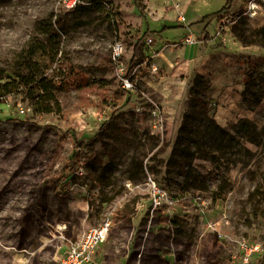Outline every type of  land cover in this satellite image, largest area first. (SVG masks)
Instances as JSON below:
<instances>
[{
    "label": "rangeland",
    "instance_id": "obj_1",
    "mask_svg": "<svg viewBox=\"0 0 264 264\" xmlns=\"http://www.w3.org/2000/svg\"><path fill=\"white\" fill-rule=\"evenodd\" d=\"M57 1L0 0V83L35 77L49 84L58 102L22 90L0 92L11 104L0 112V264H59L107 217L111 233L92 264H246L242 242L264 248L263 149L244 143L242 152L221 161L197 157L191 173L205 178V190H183L187 174H167L165 165L197 74L210 82L201 96L223 128L231 131L247 118L264 129V42L255 41L264 25L245 18L231 25L200 23L227 0H97L104 9L62 15L66 29L56 47L35 27ZM187 34L193 35L191 46L182 43ZM117 40L125 44L128 68L137 47L141 64L130 78L137 92L124 90L113 70ZM151 101L166 117L163 133L152 129L148 112L135 111L136 103L149 108ZM18 106L28 112L20 114ZM47 107L52 113L41 111ZM133 159L144 171L134 184L152 176L180 200L172 212L155 216L146 240L149 196L126 188ZM110 162L117 170L113 184L104 186L95 178ZM80 168L84 176L75 175ZM248 264H264V251Z\"/></svg>",
    "mask_w": 264,
    "mask_h": 264
},
{
    "label": "trees",
    "instance_id": "obj_2",
    "mask_svg": "<svg viewBox=\"0 0 264 264\" xmlns=\"http://www.w3.org/2000/svg\"><path fill=\"white\" fill-rule=\"evenodd\" d=\"M238 0H227L225 6L215 14L204 17L200 23H207V26L214 19L221 18L225 13H229L235 6ZM92 6L81 7L77 9L79 12L88 10L90 8L104 9V5L97 0L93 1ZM76 10V11H77ZM207 26L205 29H207ZM166 28V27H164ZM66 26L63 17L60 16L55 23H53V13L41 20L35 27V32L44 36L47 45L56 47L59 46L58 37L65 31ZM256 40L264 42V26H262L256 33ZM209 34L206 35L205 41H208ZM254 43V42H251ZM137 47L134 50V55L129 63L128 76H130L138 64L137 61ZM2 78H0L1 80ZM189 92L191 96L190 109L185 112L180 128L177 133L176 140L173 145L172 154L166 162V172H177L181 175L187 174L184 178L183 190L198 189L205 190V178L201 174H192L194 161L197 157L211 162L224 160L227 154L240 153L244 149V143L261 147L264 151L263 134L264 129H259L258 125L247 118L241 119L238 124L233 126L232 130L223 128L211 114L207 102L201 96L203 91L210 86L209 80L202 75H195L189 84ZM17 90H22L30 98L44 100L48 96L50 101L55 102V96L52 94L49 84L44 80L39 81L35 77H25L16 75V78L11 79L10 82L0 83V92L9 95ZM43 93V94H41ZM41 94V95H40ZM40 95V96H39ZM254 97V103L258 106L261 100L258 96ZM58 102H55L57 104ZM40 104V102H37ZM44 113L50 114L53 109L50 107L41 110ZM36 113H39L37 108ZM2 113V112H1ZM113 112L110 119H108L100 128L103 130L109 121L114 119ZM25 115V114H24ZM78 143V141H77ZM128 181L137 183L142 181L144 176L143 162L139 159H133L130 165ZM117 170V165L114 162L105 164L96 175V182L104 186H111L112 176ZM108 175V177H107ZM172 225L178 230L179 221L177 218L172 219Z\"/></svg>",
    "mask_w": 264,
    "mask_h": 264
},
{
    "label": "built area",
    "instance_id": "obj_3",
    "mask_svg": "<svg viewBox=\"0 0 264 264\" xmlns=\"http://www.w3.org/2000/svg\"><path fill=\"white\" fill-rule=\"evenodd\" d=\"M238 5L233 8L229 13H225L221 18L217 20L218 23L223 25H231L233 23L237 24L240 22L241 18H245L248 21H256L264 25V0H238ZM93 2L91 0H58L57 8L53 11V23L62 16L63 14H69L75 12L77 9L81 7L90 6ZM178 20L184 23L185 17L183 15L178 17ZM233 20V21H232ZM148 43H152L153 39L150 38L147 40ZM183 45H193L195 43L193 35L187 34L183 40ZM125 56V44L121 40L115 41L112 51H111V64L113 66V70L118 77L119 81L122 84V87L127 92H137L134 88L130 78L133 76V72L130 76H128V64H126L124 60ZM157 71V67H153V72ZM149 108H146L144 105L136 103L135 111L143 115L145 112H148L150 115V125L153 130L157 132L163 133L165 129V121L166 117L163 113V110L155 104V102L151 101V105ZM3 107L6 110H9L11 104L8 103V100L5 98H0V112ZM18 112L22 115L28 112V109L23 108L22 106H18ZM111 114H107L106 118L110 119ZM77 176H84L83 168L79 169V172L76 173ZM126 188L130 192H134L136 190L142 192L147 191L149 196V206H147V216H148V226L144 231V240L147 239L149 235L150 227L153 222V219L157 214H159L162 210L167 209L169 212H172L178 202L179 198H174L169 195V193L160 186V184L152 178V176H148L147 180L144 183L134 184L131 181H128L126 184ZM196 202H200L204 205L202 196H197L193 198ZM145 203L139 205L140 211L145 207ZM112 219L107 217L100 225L89 229L81 239L76 243L70 246L63 259L59 264H92L93 259L96 255L98 248L107 242L111 229H112ZM240 249L243 256V261L248 264L251 262L252 258L256 255L262 253L264 248H262L258 244L248 245L246 242H242L240 245Z\"/></svg>",
    "mask_w": 264,
    "mask_h": 264
},
{
    "label": "crops",
    "instance_id": "obj_4",
    "mask_svg": "<svg viewBox=\"0 0 264 264\" xmlns=\"http://www.w3.org/2000/svg\"><path fill=\"white\" fill-rule=\"evenodd\" d=\"M164 18H165V17H164ZM217 20H218V19H216V21H217ZM190 46H191V45H190ZM206 79H207V78H206ZM56 193H59V192H56ZM60 198H61V199H60V201H61V200H62V197H60ZM61 207H62V208H65V206H63V205H61ZM79 207H80V206H79ZM82 209H85V208H82ZM62 211H63V210H62ZM60 212H61V210H60ZM63 212H65V211H63ZM102 245H103V244H102ZM102 245H101V246H102ZM103 247H104V246H103ZM99 248H100V247H99ZM99 248H98V250H97L96 253L99 252ZM102 254L105 255L106 253L103 251ZM127 255H128V250L126 251L125 256H127Z\"/></svg>",
    "mask_w": 264,
    "mask_h": 264
}]
</instances>
